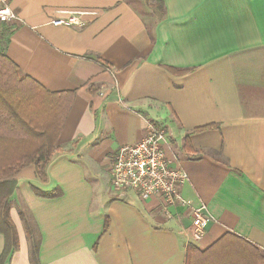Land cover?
Masks as SVG:
<instances>
[{
    "label": "crops",
    "instance_id": "1",
    "mask_svg": "<svg viewBox=\"0 0 264 264\" xmlns=\"http://www.w3.org/2000/svg\"><path fill=\"white\" fill-rule=\"evenodd\" d=\"M7 1L20 20L5 54L71 95L46 179L25 165L12 195L36 222L40 264H184L188 243L202 250L228 232L264 255V0ZM71 10L81 25L50 23ZM144 118L187 173L178 191L188 205L111 189V157L142 138ZM201 201L211 218L195 240L190 207ZM10 216L18 246L2 264H31L15 204Z\"/></svg>",
    "mask_w": 264,
    "mask_h": 264
},
{
    "label": "trees",
    "instance_id": "2",
    "mask_svg": "<svg viewBox=\"0 0 264 264\" xmlns=\"http://www.w3.org/2000/svg\"><path fill=\"white\" fill-rule=\"evenodd\" d=\"M14 30V24L1 23L0 43L6 42ZM88 57L104 63L98 56ZM69 92L44 88L23 73L0 45V233L4 236L0 264L18 246L17 230L10 216L14 204L25 229L31 264H40L37 256L40 236L36 222L27 209L24 213L20 203H14L12 195L17 187L18 174L25 165L33 164L35 176L42 181L46 179V166L53 153L60 150L56 143L71 103ZM208 126L212 125L195 130ZM31 189L45 198L60 195L58 188L41 191L31 186ZM22 206L25 207L23 202ZM247 248L256 254L258 261H250L252 255ZM244 256L250 263L264 264L263 254L241 237L228 232L202 250L194 243H188L184 264H228V259L232 258L243 264L240 262L244 261Z\"/></svg>",
    "mask_w": 264,
    "mask_h": 264
},
{
    "label": "built area",
    "instance_id": "3",
    "mask_svg": "<svg viewBox=\"0 0 264 264\" xmlns=\"http://www.w3.org/2000/svg\"><path fill=\"white\" fill-rule=\"evenodd\" d=\"M82 11L71 10L64 16L50 20L53 25H81ZM20 18L10 8L7 0H0V24L12 23ZM145 133L142 138L131 144L117 147L111 157L110 187L113 191L124 194L133 190L142 199L159 196L163 208L171 205H188L178 191L187 179V173L177 165H171L166 155L167 135L161 125L151 118H144ZM191 233L195 240L201 238L204 226L211 216L207 206L200 202L190 207ZM165 213L170 216L169 212Z\"/></svg>",
    "mask_w": 264,
    "mask_h": 264
},
{
    "label": "rangeland",
    "instance_id": "4",
    "mask_svg": "<svg viewBox=\"0 0 264 264\" xmlns=\"http://www.w3.org/2000/svg\"><path fill=\"white\" fill-rule=\"evenodd\" d=\"M53 154H54V153H53ZM15 190H16V189H15ZM14 192H15V191H14ZM12 197H13V196H12ZM18 200H19L18 203H20V205H21V206L19 205L20 208H21V209L24 211V213H25L27 207H26V206H25V207L22 206L21 198L18 197ZM14 201H15V200H14ZM14 203L18 204L16 201H15ZM23 204H24V203H23ZM11 208H12V207H11ZM11 208H10V209H11ZM19 219H20V218H19ZM20 221H21V219H20ZM13 223H14V222H13ZM21 224H22V221H21ZM14 225H15V227H16V223H14Z\"/></svg>",
    "mask_w": 264,
    "mask_h": 264
}]
</instances>
